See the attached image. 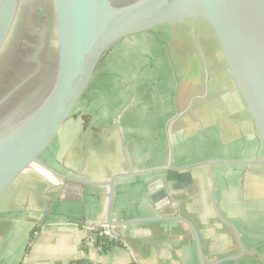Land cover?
<instances>
[{
    "label": "crops",
    "instance_id": "crops-1",
    "mask_svg": "<svg viewBox=\"0 0 264 264\" xmlns=\"http://www.w3.org/2000/svg\"><path fill=\"white\" fill-rule=\"evenodd\" d=\"M48 149L41 161L85 187L58 197L62 178L22 174L0 200V264H200L180 218L204 264H264L263 150L203 22L119 42ZM108 221L121 246L102 252L93 228Z\"/></svg>",
    "mask_w": 264,
    "mask_h": 264
},
{
    "label": "water",
    "instance_id": "water-1",
    "mask_svg": "<svg viewBox=\"0 0 264 264\" xmlns=\"http://www.w3.org/2000/svg\"><path fill=\"white\" fill-rule=\"evenodd\" d=\"M20 1L0 0V54ZM53 5L57 53L52 85L46 93L42 87L34 90L0 121V200L32 166L66 181L58 197L72 188L83 189L80 181L56 174L41 161L42 155L66 124L103 58L119 42L188 20L203 22L211 34L263 150V158L252 163L264 166V0H53ZM26 82L17 84L0 105ZM208 165L212 169L213 163ZM211 177L216 215L240 243L218 211L213 171ZM166 196L161 189L151 201L155 204ZM180 220L190 227L204 264L197 231L188 220ZM113 226L108 221L105 229ZM110 235L116 237L111 229Z\"/></svg>",
    "mask_w": 264,
    "mask_h": 264
},
{
    "label": "flooded vegetation",
    "instance_id": "flooded-vegetation-1",
    "mask_svg": "<svg viewBox=\"0 0 264 264\" xmlns=\"http://www.w3.org/2000/svg\"><path fill=\"white\" fill-rule=\"evenodd\" d=\"M53 23L56 28L55 14L50 12L46 0H41L36 7L25 5L24 8L20 1L11 33L0 54V101L17 84L27 82L0 105V121L34 90L42 87V93H46L51 87L57 53L50 38Z\"/></svg>",
    "mask_w": 264,
    "mask_h": 264
},
{
    "label": "rangeland",
    "instance_id": "rangeland-1",
    "mask_svg": "<svg viewBox=\"0 0 264 264\" xmlns=\"http://www.w3.org/2000/svg\"><path fill=\"white\" fill-rule=\"evenodd\" d=\"M41 0H21V6H22V8H24V6L25 5H28V6H33V5H35V7H36V5H38V3L40 2ZM47 1V3H48V6L50 7V12L52 13V15H53V13H54V5H53V0H46ZM23 10V9H22ZM56 28H55V24L53 23V25H52V30H51V36H50V38L52 39V41H51V43H52V45H53V51H54V53L56 52V50H57V45H56V30H55ZM178 75V77H179V83H181V82H183V76L182 75H180V74H177ZM180 91V86H179V88H178V92ZM71 123V120L70 121H68V123H67V125L68 124H70ZM50 149H48L47 151H45V153L42 155V160L43 159H45V158H47V156H48V154H51V152L49 151ZM27 172H39V173H41V174H43L44 176H46L47 175V173L46 172H44L43 170H41L39 167H37V166H32V167H30L27 171H26V173ZM25 174V173H24ZM21 177V176H20ZM12 191H9L8 192V194L9 193H11ZM7 196V195H6ZM3 198H6V197H3Z\"/></svg>",
    "mask_w": 264,
    "mask_h": 264
},
{
    "label": "trees",
    "instance_id": "trees-1",
    "mask_svg": "<svg viewBox=\"0 0 264 264\" xmlns=\"http://www.w3.org/2000/svg\"><path fill=\"white\" fill-rule=\"evenodd\" d=\"M97 239L96 244L102 252H108L113 248L121 246V241L119 238H113L110 236H99V231H96ZM75 264H86L82 262H76Z\"/></svg>",
    "mask_w": 264,
    "mask_h": 264
},
{
    "label": "built area",
    "instance_id": "built-area-1",
    "mask_svg": "<svg viewBox=\"0 0 264 264\" xmlns=\"http://www.w3.org/2000/svg\"><path fill=\"white\" fill-rule=\"evenodd\" d=\"M163 183L160 182V181H157V182H154L151 186H150V190L155 193L159 190H161L163 188ZM169 204V201L165 198V199H162L160 201H158L156 203V208L157 209H162L164 208L166 205ZM95 231H98V229L96 228H93ZM99 236H110V237H113L110 235V229H105V226H102L100 227V230H99ZM115 238V237H113Z\"/></svg>",
    "mask_w": 264,
    "mask_h": 264
}]
</instances>
